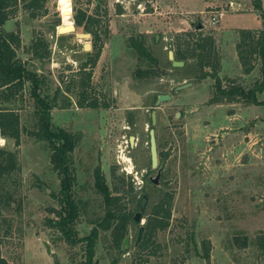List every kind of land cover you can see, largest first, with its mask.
Returning <instances> with one entry per match:
<instances>
[{"label":"rangeland","instance_id":"374dc122","mask_svg":"<svg viewBox=\"0 0 264 264\" xmlns=\"http://www.w3.org/2000/svg\"><path fill=\"white\" fill-rule=\"evenodd\" d=\"M59 1L50 2L48 15L39 20L20 10L4 30L19 29L18 55L30 70L46 77L44 93L52 98L61 90L59 107L52 112L53 126L81 136L72 153L74 196L83 202L75 229L78 238L99 229L92 264H264V250L258 244L264 236V106L212 103L214 81L200 80V61L190 59L184 67L174 68L169 59L178 38L188 40L184 33L197 40L212 38L221 60L219 77L252 89L260 78V65L246 74L236 45L242 30L264 28L253 0H206L208 8L205 0H94L89 5L86 0ZM63 6L70 9L76 30L60 35ZM76 9L101 21L104 48L94 69L81 70L93 53V42L92 37L78 38L90 34L76 25ZM218 11L225 16L213 25ZM150 24L154 32L149 35L145 32ZM199 24L202 30L197 29ZM140 35H146L149 57L131 45ZM40 36L50 46L49 58L31 53ZM88 44L91 50L85 49ZM85 73H92L90 83L104 108L94 116L77 105ZM73 82L77 84L72 86ZM163 95L172 100L156 110L160 164L154 170L149 130L153 107ZM20 100L15 107L26 130L19 147L21 172L8 183L10 206L0 203V254L12 264H85L86 243L70 245L51 224L60 209L61 183L50 163L48 143L27 135L36 124L34 102L28 93ZM259 100L264 102V93ZM131 137L140 139L139 146L135 140L130 147ZM0 146L15 150L10 140H0ZM98 173L105 177L110 196L121 200L108 202L97 188ZM128 183L133 184V193L116 192L119 187L129 191ZM143 196L148 201L142 223H137L134 218ZM166 197H171L169 225L151 231L148 247L140 249L148 237V220ZM108 219L113 227L102 230L101 223ZM141 227L145 231L137 243ZM204 244L210 248V263L204 258Z\"/></svg>","mask_w":264,"mask_h":264},{"label":"trees","instance_id":"16d2710c","mask_svg":"<svg viewBox=\"0 0 264 264\" xmlns=\"http://www.w3.org/2000/svg\"><path fill=\"white\" fill-rule=\"evenodd\" d=\"M59 0H0V140L13 141L15 150H10L0 146V203L10 206V192L8 183L13 176L20 175L21 164L19 160V147L22 143V135L26 131L22 125L20 109L15 105L22 101L28 93L34 102L36 124L33 131H28L27 135L38 142L48 143L51 149L50 163L53 171L57 174L61 183V190L58 196L60 209L56 211V220L51 222L64 236L65 240L72 246L86 243L85 251L87 259L85 264H92L95 248L99 237V229H92L89 236L78 238L75 224L79 222L83 202L74 196V187L77 182L76 173L73 168L72 153L81 141L80 135H74L60 128H55L52 123V112L59 106V95L61 90L51 98L45 94L47 80L38 72L32 71L27 64L19 57L18 51L22 49V42L19 29L16 32H6L4 26L13 20L18 12L22 10L31 20H39L48 15V4ZM70 0H60L59 3ZM94 0H86L87 4H92ZM100 1L96 7H100ZM256 11L261 12L264 23L263 0H253ZM78 27L84 28L87 34L92 37V52L89 59L81 65V70L94 69L100 59L104 42L100 34L101 21L99 18L90 15L86 10L76 9L74 17ZM104 37H108V24L103 30ZM178 38L174 49L175 60L178 62H188L197 58L203 63V69L199 75L200 80L210 77L214 81L212 103H244L245 105L264 106V102L259 100V95L264 93V28L262 30H242L236 51L242 67L246 74L251 73L257 64L260 65V78L255 82L252 89L246 90L236 80L221 79L218 71L220 68V57L215 49V42L212 38L202 37L195 39L191 33L182 34ZM181 37V36H179ZM140 40H132L131 45L139 54L149 57L150 53L146 46V36L140 35ZM49 44L43 36L34 39L30 49L33 56L37 58L50 57ZM201 56V58H199ZM208 69V70H206ZM92 73H85L80 79L81 89L76 96L77 105L83 109L97 107L96 101H92ZM77 83H72L75 86ZM70 92V87L67 88ZM85 107V108H84ZM97 188L104 194L110 203L119 201L120 198H112V194L105 182L102 174H97ZM126 184L124 180L120 184ZM122 186V185H121ZM129 191L116 188L120 195H130L134 191L132 183L127 184ZM171 197H166L156 205L153 217L148 220L146 231L148 237L140 244V249L148 246L151 231L155 229L164 230L169 225L171 219ZM126 220L130 216L124 217ZM124 219V220H125ZM112 220H106V224L100 225L102 230H109L113 227ZM145 229V228H144ZM259 246L264 250V236L258 240ZM204 258L210 263V248L204 244ZM0 264H12L0 254Z\"/></svg>","mask_w":264,"mask_h":264},{"label":"water","instance_id":"95a60500","mask_svg":"<svg viewBox=\"0 0 264 264\" xmlns=\"http://www.w3.org/2000/svg\"><path fill=\"white\" fill-rule=\"evenodd\" d=\"M204 28V26L202 24H199L197 26V29L198 30H202ZM75 26H70V27H60L59 30H58V33L60 35L62 34H66V33H72V32H75ZM78 38H91V35H79ZM85 49L86 50H91V45L88 44L85 46ZM169 59L172 61V65L174 68H181V67H184V62H178L175 60V56H174V52H170L169 53ZM191 84H188V85H184V86H181V87H178L176 89V91H182L188 87H190ZM171 97L170 96H166V95H163V96H160L159 99H158V102L156 103V107H155V110L154 112L152 113V126H153V129L150 131V154H151V164H152V168L154 170L158 169L159 168V149H158V144H157V137H156V126H157V123H158V117H157V109L164 103L166 102H169L171 101ZM161 178V175H158L157 177V180L155 181V184H157L159 182ZM147 201H148V198L147 196H143L141 202H140V212L136 214L134 220L135 222L137 223H142V220H143V212L146 208V204H147ZM144 227H141L140 228V231H139V236H138V240H137V243H140L141 241V238L144 234Z\"/></svg>","mask_w":264,"mask_h":264},{"label":"flooded vegetation","instance_id":"af4514ba","mask_svg":"<svg viewBox=\"0 0 264 264\" xmlns=\"http://www.w3.org/2000/svg\"><path fill=\"white\" fill-rule=\"evenodd\" d=\"M146 36V35H145ZM199 58H201V56L199 57ZM200 61V65H199V67L200 68H202L203 69V63H202V61L201 60H199ZM185 64V63H184ZM185 66V65H184ZM182 68V67H181ZM201 69V70H202ZM92 88H93V90H92V101L93 102H97L96 104V106L97 107H95V106H93V107H90L89 108V110L93 113V116L97 113V112H101L104 108H102L100 105H99V101H98V99H97V94H96V91H95V87L94 86H92ZM172 100V99H171ZM104 106H105V104H104ZM106 107V106H105ZM155 107H156V104H155V106L153 107V112H154V110H155ZM152 112V113H153ZM157 117H158V115H157ZM95 121V120H94ZM151 124H152V114H151ZM158 124V123H157ZM153 127V126H152ZM153 129V128H152ZM151 129V130H152ZM151 130H149V138H150V131ZM156 137H157V134H156ZM135 140H137V142H138V144H136V146H139V142H140V139L139 138H132L131 137V139H130V143H129V145H130V147L132 148L133 147V145L135 144ZM149 144H150V139H149ZM158 144V143H157ZM159 158H160V156H159ZM159 162H160V159H159ZM160 181V180H159Z\"/></svg>","mask_w":264,"mask_h":264},{"label":"bare ground","instance_id":"6f19581e","mask_svg":"<svg viewBox=\"0 0 264 264\" xmlns=\"http://www.w3.org/2000/svg\"><path fill=\"white\" fill-rule=\"evenodd\" d=\"M63 18H64V26L63 27H70L73 24L70 22V9L66 8L65 6L62 7Z\"/></svg>","mask_w":264,"mask_h":264},{"label":"built area","instance_id":"2783aa9c","mask_svg":"<svg viewBox=\"0 0 264 264\" xmlns=\"http://www.w3.org/2000/svg\"><path fill=\"white\" fill-rule=\"evenodd\" d=\"M225 16V12L224 11H221V12H216V14H213L212 16V24L213 25H217L219 23V21L224 18Z\"/></svg>","mask_w":264,"mask_h":264},{"label":"crops","instance_id":"0c3cea01","mask_svg":"<svg viewBox=\"0 0 264 264\" xmlns=\"http://www.w3.org/2000/svg\"><path fill=\"white\" fill-rule=\"evenodd\" d=\"M205 2H206V4H208V6H207V8L208 7H210V4L205 0ZM151 16V15H150ZM192 24V23H191ZM154 32V27L153 26H151V24H150V26L146 29V32L145 33H147V34H151V33H153Z\"/></svg>","mask_w":264,"mask_h":264}]
</instances>
